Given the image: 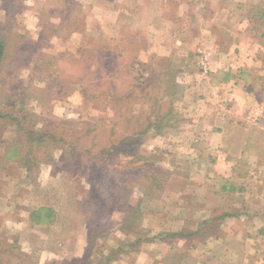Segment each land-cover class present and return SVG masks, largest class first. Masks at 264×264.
<instances>
[{
  "label": "rangeland",
  "instance_id": "rangeland-1",
  "mask_svg": "<svg viewBox=\"0 0 264 264\" xmlns=\"http://www.w3.org/2000/svg\"><path fill=\"white\" fill-rule=\"evenodd\" d=\"M257 2L0 0V226L26 206L55 213L30 227V243L19 242L21 222L0 228V264H207L199 246L219 227L194 215L221 168L195 156L203 131L193 84L211 75L205 31L234 46ZM225 68L241 76L237 64ZM87 84L88 100L77 87ZM117 90L133 95L115 103ZM39 128L51 135L36 151ZM13 144L19 158L8 159ZM172 233L185 242L170 251Z\"/></svg>",
  "mask_w": 264,
  "mask_h": 264
},
{
  "label": "crops",
  "instance_id": "crops-1",
  "mask_svg": "<svg viewBox=\"0 0 264 264\" xmlns=\"http://www.w3.org/2000/svg\"><path fill=\"white\" fill-rule=\"evenodd\" d=\"M246 8L243 12L245 17L253 20L256 15L255 18L264 22V0L258 4L251 3ZM251 20L249 26L241 30L243 36H240V31L238 39L230 37L229 41L235 43L234 46L224 43L218 35L215 37L212 31L209 32L211 34L205 31L207 35H203V39L208 43L215 42L211 75L202 89L199 83L193 84L199 97L202 95L198 112L201 113L199 124L203 132L194 143L197 147L195 156L199 162L214 163L215 168L219 163L220 175L213 176L221 183L222 180L229 181L227 190L219 182L212 187L213 192L209 193L213 197L209 194L203 197L207 204L194 215L201 224L211 221L219 227L217 233L213 231L215 236L210 233L199 246V257H203L207 264H216L219 260L220 264H232V259H239L241 264H260L257 261L260 258L264 262V26ZM242 37H245L243 42L240 40ZM232 63L240 68L239 78L225 68ZM249 110L252 117L248 116ZM215 168L213 170L218 169ZM210 172L207 171L204 177H210ZM222 200L226 202L221 203ZM42 206L46 205L26 206L20 221L11 216L0 228L13 231L21 222L22 240L19 242L30 243V227L40 230L43 226L31 221V212ZM204 228L201 232L207 235L210 231ZM183 239L176 237L165 241L170 243L171 251L178 242H185ZM15 242L13 244H17Z\"/></svg>",
  "mask_w": 264,
  "mask_h": 264
},
{
  "label": "trees",
  "instance_id": "trees-1",
  "mask_svg": "<svg viewBox=\"0 0 264 264\" xmlns=\"http://www.w3.org/2000/svg\"><path fill=\"white\" fill-rule=\"evenodd\" d=\"M6 56H7L6 43L2 39H0V67L2 65L3 60L6 58ZM136 79H137L136 77H132L130 84H132L131 82L133 80H135V82H137ZM78 80H80V79H78ZM77 87L81 88V92L87 100L90 99L92 96L94 97L93 92L90 93V91H92V90L90 89L89 84L77 85ZM135 87H136V85H135ZM102 94H104V93H102ZM107 94H109V93L107 92ZM132 95H133V92L128 91L127 93H124L121 90H117L111 94V96H112L111 99H113V101L116 103L118 101L128 99ZM163 116H164V118H166L168 120L167 117L169 116V113L166 112L163 114ZM50 135H51V133L49 130H45V128L44 129L39 128L37 131H31V140H30V138H29V140L31 142H33V146L37 148L36 149V151H37L39 148L45 147V145L47 144L46 141L49 140V139H46V137H49ZM18 151L19 150L17 149V145L13 144L11 146V149L7 153L8 159L17 158L18 157ZM21 159H19V160H21ZM27 160L28 161H26L24 163L25 166H29L30 159H27ZM221 186L223 189L227 190L228 186H229V181H226V180L222 181ZM93 205H96V204L93 203ZM54 216H55V213L51 207L42 206V207L35 209L31 212V221H33L36 224L50 225L54 220ZM181 235L184 236L182 233H172L169 236L175 238V237H179ZM116 255H117V251L114 250L112 253L108 254V256H106L105 259L111 261L116 257Z\"/></svg>",
  "mask_w": 264,
  "mask_h": 264
}]
</instances>
